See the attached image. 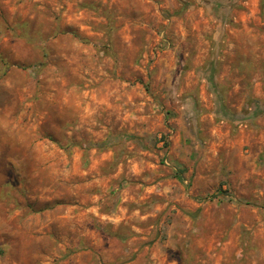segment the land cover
Listing matches in <instances>:
<instances>
[{"label":"rangeland","instance_id":"obj_1","mask_svg":"<svg viewBox=\"0 0 264 264\" xmlns=\"http://www.w3.org/2000/svg\"><path fill=\"white\" fill-rule=\"evenodd\" d=\"M0 264H264V0H0Z\"/></svg>","mask_w":264,"mask_h":264}]
</instances>
